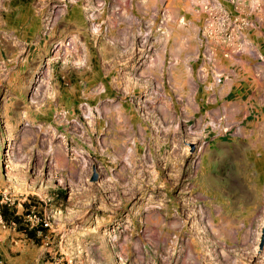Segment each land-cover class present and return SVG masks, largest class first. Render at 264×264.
<instances>
[{"label":"rangeland","instance_id":"rangeland-1","mask_svg":"<svg viewBox=\"0 0 264 264\" xmlns=\"http://www.w3.org/2000/svg\"><path fill=\"white\" fill-rule=\"evenodd\" d=\"M0 264H264V0H0Z\"/></svg>","mask_w":264,"mask_h":264},{"label":"trees","instance_id":"trees-1","mask_svg":"<svg viewBox=\"0 0 264 264\" xmlns=\"http://www.w3.org/2000/svg\"><path fill=\"white\" fill-rule=\"evenodd\" d=\"M2 215L4 216V218H7V215H6V211L5 210H2ZM41 228H42V226H41ZM26 233L27 234H30V235L33 234L32 230H28V229H26Z\"/></svg>","mask_w":264,"mask_h":264},{"label":"bare ground","instance_id":"bare-ground-1","mask_svg":"<svg viewBox=\"0 0 264 264\" xmlns=\"http://www.w3.org/2000/svg\"><path fill=\"white\" fill-rule=\"evenodd\" d=\"M115 109V108H114ZM119 117V119L118 120H120L121 119V117H123L122 115H120V116H118ZM117 118V117H116ZM122 120H124L123 118H122ZM128 120V119H127Z\"/></svg>","mask_w":264,"mask_h":264},{"label":"built area","instance_id":"built-area-1","mask_svg":"<svg viewBox=\"0 0 264 264\" xmlns=\"http://www.w3.org/2000/svg\"><path fill=\"white\" fill-rule=\"evenodd\" d=\"M43 225H48V223L47 222H44Z\"/></svg>","mask_w":264,"mask_h":264}]
</instances>
